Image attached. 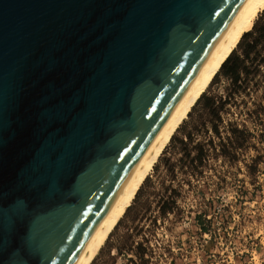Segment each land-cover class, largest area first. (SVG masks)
Segmentation results:
<instances>
[{
	"label": "water",
	"instance_id": "water-1",
	"mask_svg": "<svg viewBox=\"0 0 264 264\" xmlns=\"http://www.w3.org/2000/svg\"><path fill=\"white\" fill-rule=\"evenodd\" d=\"M246 0H0V264H74Z\"/></svg>",
	"mask_w": 264,
	"mask_h": 264
},
{
	"label": "rangeland",
	"instance_id": "rangeland-1",
	"mask_svg": "<svg viewBox=\"0 0 264 264\" xmlns=\"http://www.w3.org/2000/svg\"><path fill=\"white\" fill-rule=\"evenodd\" d=\"M262 27L264 10L227 58L243 62L240 79L216 73L91 264H264V247L250 250L264 242Z\"/></svg>",
	"mask_w": 264,
	"mask_h": 264
},
{
	"label": "bare ground",
	"instance_id": "bare-ground-1",
	"mask_svg": "<svg viewBox=\"0 0 264 264\" xmlns=\"http://www.w3.org/2000/svg\"><path fill=\"white\" fill-rule=\"evenodd\" d=\"M264 10V0H246L226 33L174 108L156 137L108 207L74 264H91L152 172L156 162L180 124L212 82L221 65L250 31Z\"/></svg>",
	"mask_w": 264,
	"mask_h": 264
},
{
	"label": "trees",
	"instance_id": "trees-1",
	"mask_svg": "<svg viewBox=\"0 0 264 264\" xmlns=\"http://www.w3.org/2000/svg\"><path fill=\"white\" fill-rule=\"evenodd\" d=\"M261 31L262 32H261L260 35H261V37H264V27H262ZM257 43H258V39H256V42H254L253 45L250 46V50H253ZM228 61H229V59L228 60L226 59V61L221 65L220 69L223 70L224 75L229 77L233 81V83H235V82H237L240 79V74L244 70V67L242 65L243 62L241 60L240 61L239 60H235V61H233V63L228 65ZM207 106H208V108L211 107L210 104H208ZM202 152L203 151H201V153ZM196 160L199 163L207 161V159H205L204 157L200 156L198 158L190 159L189 163L193 164ZM193 168L194 167L192 166V169Z\"/></svg>",
	"mask_w": 264,
	"mask_h": 264
},
{
	"label": "built area",
	"instance_id": "built-area-1",
	"mask_svg": "<svg viewBox=\"0 0 264 264\" xmlns=\"http://www.w3.org/2000/svg\"><path fill=\"white\" fill-rule=\"evenodd\" d=\"M200 230V229H199ZM209 234H210V231H205V229H204V231H203V235L204 236H209ZM249 239H251V237H249ZM222 244L223 243H220V242H216L215 243V245L218 247V248H222ZM226 244V246H229L230 248H234V249H242V250H244V252L245 253H240V255H239V258H242V256H246V257H248V259L247 260H244L245 262H247V263H249V262H251V260H252V258H253V256H250V253H249V245H247V243H245V244H241L240 243V241L239 242H236V243H232L231 241H229L228 243H225ZM251 245H253V246H250V250H253L254 251V249H256V247L257 246H261V247H264V242H262L261 240H259V243H254V242H252L251 243ZM211 256H214V254L213 253H211L210 254ZM251 255H252V253H251ZM228 256V255H227ZM234 261V263H236V261L235 260H233ZM201 262H200V260H199V258H197V260H196V264H200ZM261 263V262H260ZM259 263V264H260ZM252 264H256V262H253Z\"/></svg>",
	"mask_w": 264,
	"mask_h": 264
}]
</instances>
